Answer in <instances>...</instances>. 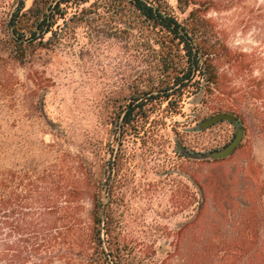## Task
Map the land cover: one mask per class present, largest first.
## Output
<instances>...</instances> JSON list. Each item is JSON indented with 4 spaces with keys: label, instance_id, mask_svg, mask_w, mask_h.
I'll return each instance as SVG.
<instances>
[{
    "label": "rangeland",
    "instance_id": "rangeland-1",
    "mask_svg": "<svg viewBox=\"0 0 264 264\" xmlns=\"http://www.w3.org/2000/svg\"><path fill=\"white\" fill-rule=\"evenodd\" d=\"M19 1L29 8L33 0H0V111H14L10 119L0 115V126L13 125L11 138L16 142L42 140L70 155H77L80 146L88 147L91 156L88 150L85 154L98 166L103 161L112 165L107 188L113 187L114 234L133 264H225L223 243L237 210L264 197V137L254 107L243 103L241 122L237 119L244 129L242 141L231 156L217 163L189 159L180 149L205 154L233 139L235 126L227 121L200 128L201 122L217 114L212 110L215 95L206 104L201 95L186 98L179 112L164 109V104L137 138L122 137L119 126L110 131V104L117 95L128 96L133 82L145 77L142 51L123 38L101 34L104 16L97 13L75 29L60 20L63 29L55 46L37 52L30 67L14 64L8 58L5 20ZM202 1L211 2L207 18L218 37L245 55L243 88L249 79L264 81V0ZM91 2L69 9L65 20ZM167 2L179 19L186 17L188 11L181 13L176 0ZM28 74L46 89L39 113L29 110L36 98ZM13 77L19 80L20 96L14 101ZM117 157L118 172L113 166ZM108 198L105 195L103 205ZM203 202L204 211L197 215ZM223 205L233 213H224Z\"/></svg>",
    "mask_w": 264,
    "mask_h": 264
},
{
    "label": "trees",
    "instance_id": "trees-1",
    "mask_svg": "<svg viewBox=\"0 0 264 264\" xmlns=\"http://www.w3.org/2000/svg\"><path fill=\"white\" fill-rule=\"evenodd\" d=\"M89 1L33 0L29 8L19 1L5 20L9 60L30 67L37 52L58 42L60 20L75 29L102 13L100 33L138 46L146 63L145 77L133 82L129 95L112 99L110 131L119 126L122 137L137 138L164 104V109L179 112L186 98L201 95L206 104L215 95L212 110L235 114L239 122L243 103L250 102L264 137V81L249 79L243 88L245 55L218 37L207 18L210 1L176 0L181 13L188 11L179 19L167 0H92L79 15L65 20L69 9ZM26 80L36 98L29 110L39 113L46 89L32 74ZM18 85L17 78L10 79L13 101L20 99ZM10 113L0 111L8 119ZM12 126H0V264H133L114 234L113 187L107 188L112 165L103 161L98 166L85 154L88 150L91 156L88 147L70 155L42 140L16 142ZM113 166L118 172L121 159ZM105 195L109 198L103 205ZM202 205L197 215L204 211ZM223 210L233 213L227 205ZM223 248L225 264H264V197L237 210Z\"/></svg>",
    "mask_w": 264,
    "mask_h": 264
},
{
    "label": "water",
    "instance_id": "water-1",
    "mask_svg": "<svg viewBox=\"0 0 264 264\" xmlns=\"http://www.w3.org/2000/svg\"><path fill=\"white\" fill-rule=\"evenodd\" d=\"M222 121H227V122H229L235 126V135H234L233 139L229 142L228 145H226L222 149L215 150L212 152H208L205 154L191 153V152L187 151L186 149H184L183 147H181L180 148L181 154L183 156H185L189 159H193V160H208V159L218 160V159L228 158L229 156H231L233 154V152L237 149L239 144L241 143L242 137H243V131H244L243 127L239 124V122H238V120L234 114H232V113H217V114L211 116L210 118L204 120L203 122H201L200 128L201 129H207V128H210V127L214 126L215 124L222 122Z\"/></svg>",
    "mask_w": 264,
    "mask_h": 264
}]
</instances>
